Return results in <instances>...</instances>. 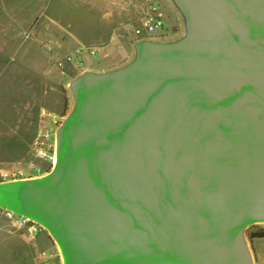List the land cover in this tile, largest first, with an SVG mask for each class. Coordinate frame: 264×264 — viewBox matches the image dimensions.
<instances>
[{"label": "water", "instance_id": "water-1", "mask_svg": "<svg viewBox=\"0 0 264 264\" xmlns=\"http://www.w3.org/2000/svg\"><path fill=\"white\" fill-rule=\"evenodd\" d=\"M173 43L72 84L55 170L0 183L70 264H253L264 218V0H175Z\"/></svg>", "mask_w": 264, "mask_h": 264}, {"label": "rangeland", "instance_id": "rangeland-1", "mask_svg": "<svg viewBox=\"0 0 264 264\" xmlns=\"http://www.w3.org/2000/svg\"><path fill=\"white\" fill-rule=\"evenodd\" d=\"M0 1L6 3H0V183H6L14 181L11 174L32 163L49 167L33 151L41 114L51 112L68 119L76 107L71 79L85 68H99L104 60L85 55L82 64L61 67L59 59L86 46L66 44L65 35L45 23L47 0ZM171 5L173 12L166 13L173 25L166 24L158 42L187 34L186 15L175 0ZM52 171L48 168V174ZM6 209L0 206V264H63L61 246L46 226L39 223L32 233L9 217ZM254 225L264 226V220L243 230L253 261V241L255 247L264 244L263 239L250 238Z\"/></svg>", "mask_w": 264, "mask_h": 264}, {"label": "crops", "instance_id": "crops-1", "mask_svg": "<svg viewBox=\"0 0 264 264\" xmlns=\"http://www.w3.org/2000/svg\"><path fill=\"white\" fill-rule=\"evenodd\" d=\"M159 2L167 6V13L173 12L171 0ZM0 3L6 6L5 1ZM43 8L45 23H52L51 27L63 33L67 39L66 44L102 48L101 53L97 55L104 60L99 63L100 67L85 68V72L79 73L80 76L87 72H113L136 60L137 44L140 40L134 35L126 36L124 33L131 22L140 25L144 11L143 0H47ZM167 23L173 25L168 19ZM120 34L122 36L118 37ZM185 36L173 38L168 43L179 41ZM79 75H76L77 79ZM71 80L75 81L74 78ZM252 245L253 264H264V244L255 247L253 241Z\"/></svg>", "mask_w": 264, "mask_h": 264}, {"label": "built area", "instance_id": "built-area-1", "mask_svg": "<svg viewBox=\"0 0 264 264\" xmlns=\"http://www.w3.org/2000/svg\"><path fill=\"white\" fill-rule=\"evenodd\" d=\"M144 11L140 25L131 22L124 33L126 36L134 35L140 41H158L162 38L163 30L167 24V13L159 0H143ZM122 34L118 35L121 37ZM139 41V42H140ZM100 47H79L68 55L59 59L58 64L64 67L67 64H82L84 56H97L101 53ZM64 119L51 112H43L39 120V131L34 141L33 151L36 158L48 163L49 169L54 168L58 145V130ZM48 168L38 163H32L28 169L14 172L12 180H32L48 174ZM5 213L13 218L20 226H26L34 233L38 230L39 223L25 216L18 215L6 209Z\"/></svg>", "mask_w": 264, "mask_h": 264}, {"label": "bare ground", "instance_id": "bare-ground-1", "mask_svg": "<svg viewBox=\"0 0 264 264\" xmlns=\"http://www.w3.org/2000/svg\"><path fill=\"white\" fill-rule=\"evenodd\" d=\"M57 154H56V158H55V163H54V168L53 170H55L57 168L58 165V159H59V144L57 145ZM42 177H39V179ZM38 179V178H37ZM264 218L258 217L256 219H254L253 223H258L263 221ZM252 223V224H253ZM51 232V231H50ZM52 234V232H51ZM53 235V234H52ZM61 251H62V260H63V264H70L71 263V257L70 254L68 253V251H66L63 246H61Z\"/></svg>", "mask_w": 264, "mask_h": 264}, {"label": "trees", "instance_id": "trees-1", "mask_svg": "<svg viewBox=\"0 0 264 264\" xmlns=\"http://www.w3.org/2000/svg\"><path fill=\"white\" fill-rule=\"evenodd\" d=\"M249 236L252 240L264 238V226L254 225L252 230L249 232Z\"/></svg>", "mask_w": 264, "mask_h": 264}]
</instances>
